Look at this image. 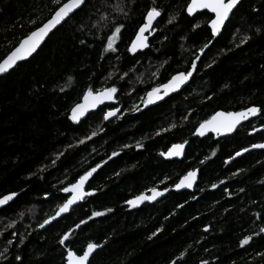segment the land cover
<instances>
[{"label": "trees", "instance_id": "obj_1", "mask_svg": "<svg viewBox=\"0 0 264 264\" xmlns=\"http://www.w3.org/2000/svg\"><path fill=\"white\" fill-rule=\"evenodd\" d=\"M189 2L86 0L34 57L0 78V198L17 194L0 210V252L8 248L0 264H66L68 249L82 254L88 243L99 247L90 264H264V150L229 163L264 143V0L242 1L185 89L147 108L141 100L152 86L191 70L213 39L212 15L189 17ZM153 6L162 10L156 33L148 50L133 54L128 48ZM55 7L52 0H0V61ZM116 23L124 25L117 51H105ZM111 86L119 89L118 106L70 119L89 87ZM112 107L120 112L105 120ZM250 107L260 117L233 136L194 137L217 112ZM185 142L183 160L161 156ZM93 168L92 195L41 230L68 198L61 189ZM195 170L194 192H171L156 204L127 203L152 188H173ZM65 233L69 240L61 245ZM246 236L252 239L241 246Z\"/></svg>", "mask_w": 264, "mask_h": 264}, {"label": "snow or ice", "instance_id": "obj_2", "mask_svg": "<svg viewBox=\"0 0 264 264\" xmlns=\"http://www.w3.org/2000/svg\"><path fill=\"white\" fill-rule=\"evenodd\" d=\"M53 4L56 6L54 9L51 18L43 24V26L38 27L36 30L32 31L25 39H23L19 45L7 55L2 61H0V74L8 72L12 69L18 61L24 60L27 57L31 56L37 48L40 46L41 42L48 36V34L57 27V25L65 22L72 14H74L77 10H82L83 6L86 4V0H52ZM240 0H190L187 4L186 11L189 15L196 13L199 10H208L212 14V17L209 18L208 26L211 29V35L216 37L222 30L225 22L229 19L230 14L239 4ZM155 4V0H153ZM117 9L123 12V8L117 5ZM126 15V13H125ZM162 15V10L156 6L151 7L145 15V22L139 27L135 39L131 42L128 51L131 53H136L138 50H142L149 47L148 44V35H151L154 31V21H156ZM175 17L169 19L168 23H172ZM107 16L101 15L100 21H106ZM98 21L97 23L99 24ZM96 27L97 25H93ZM197 24L195 27H199ZM124 25L122 23H116L112 25L111 34L106 37L107 45L105 51H117L115 47L116 41L120 38L122 29ZM259 31V29H257ZM148 33V35H146ZM82 43L84 41H81ZM244 41H242L243 43ZM208 45L205 44L203 48L200 49V52L203 53L204 48H207ZM199 59V56L196 57V60ZM196 60L192 62V70L187 72H178L175 75H172L170 79L166 83L156 84L152 86L149 90L145 92V96L141 98L142 103L145 106L156 103L157 101L163 100L165 96H168L170 93L175 92L181 88L182 85L185 84L186 81L192 76L193 71L196 68ZM166 63V61H165ZM134 70V69H130ZM128 73L125 72L121 79L127 76ZM153 76H157V73H153ZM119 89L116 86L105 87L99 91L94 90L89 87V89L85 92L83 96V103L76 104L71 109V117L73 121H79L81 117H83L89 109H94L98 105L104 104L105 101H113L115 99L116 94ZM136 110H139L137 108ZM261 110L257 107H250L245 111L241 112H217L210 119L205 120L203 123L199 125L196 129V133L200 136H203L206 132H215L218 135L223 133L232 132L236 126L242 121L247 119L249 116H254ZM120 112V109L117 107L110 108L105 114L104 119L108 120L110 117L116 116ZM175 127V125H172ZM159 134V133H157ZM95 135V133H93ZM83 143V141H81ZM187 143V142H185ZM185 143L173 144L171 148L168 149L167 152H162V156L166 157H178L182 155ZM139 147V145H138ZM254 148H264V144H256L253 145ZM244 151H248V149H244ZM116 155V153H113ZM237 156L241 155L240 152L236 153ZM96 171L93 168L91 171L85 172L83 175L76 180L75 183H71L68 187H64L61 190L64 193H70V197L66 199V201L59 206V210L56 212L55 216L50 217L49 219L44 220L42 224L39 225L40 228H43L45 225L49 224L51 220H55L62 213H67L72 205H74L77 201L83 200L86 195H92V192L85 191V184L92 176V174ZM197 173L196 171H189L187 175H185L178 184L175 185L176 188H191L193 185V181L196 179ZM216 187V185H213ZM152 195L147 196L141 194L137 196L134 200H129L127 203L129 205L135 206L146 200H155L156 197L162 195V192L157 191L156 188L150 189ZM16 193H11L9 195L3 196L0 198V205H6L9 201L13 200L16 196ZM109 211H111L109 209ZM103 213L94 212L93 216H100ZM85 223V221H81V224ZM9 225L8 227H11ZM78 224L76 227H79ZM261 232H264V228H261ZM11 236H15L16 233H10ZM70 233H65L63 237L60 239L59 243L64 245L69 240ZM155 235V233L153 234ZM252 239L251 236H246L240 243L241 246H244L249 243ZM12 239H8L7 243L9 245L13 244ZM23 241L21 240V243ZM98 247L95 243H88L86 249L82 251V254H78L72 249H68L67 251V264H89V257L92 255L94 250ZM8 252V248H5L3 252H0V258H5V254ZM184 253H181V257H183ZM264 255V253H261ZM20 256H16V260H20ZM172 264H176V261H173ZM201 264H208L207 261H201Z\"/></svg>", "mask_w": 264, "mask_h": 264}, {"label": "water", "instance_id": "obj_3", "mask_svg": "<svg viewBox=\"0 0 264 264\" xmlns=\"http://www.w3.org/2000/svg\"><path fill=\"white\" fill-rule=\"evenodd\" d=\"M242 1H243V0H240L239 4L236 6V8H235V9L233 10V12L230 14L229 19L225 22L224 26L222 27L221 32H220L216 37H213V39H212V41L210 42V44H208V47L204 49L203 53H200V54H199V59H198V60L195 59V60H196V68H195V70L193 71L192 76L188 79V81H186L185 84L182 85L181 88H180L179 90L170 93L168 96H165L163 100L157 101L156 103L151 104V105H158V104L164 102L166 99L170 98L171 96L180 93L183 89H185V88L191 83V81H192V79H193V77H194V75H195V73H196L197 67H198V65H199V63H200V61H201V59H202V57H203L205 51H206V50L211 46V44H212V43H213V42H214V41H215V40L221 35V33H222V31H223L225 25H226V24L228 23V21L231 19L233 13H234L235 10L238 8V6L242 3ZM84 6H85V5H84ZM84 6H83V7H84ZM78 11H80V10H77L74 14H72V15L70 16V18H71L73 15H75ZM186 12H187V11H186ZM203 12H208V13L211 14L212 16L214 15V14H212L211 12H209L208 10H199V11H197L196 13H194V14H192V15H189L188 13H187V15H188L189 17H194L195 15H197V14H199V13H203ZM70 18H68V19H67L65 22H63L62 24L57 25V27L54 28V29L48 34L47 37H45V39L41 42L40 46L37 48V50H36L31 56L27 57V58L24 59V60L18 61L17 64H16L12 69H10L8 72L0 74V78L7 76L10 72H12L13 70H15L20 64H22V63H24V62H27V61H29L32 57H34V56L39 52V50L42 48V46L46 43V41L51 37V35H52L55 31H57L62 25H64V24H65ZM159 19H160V17H159L156 21H154V27H155V25H156V23L158 22ZM42 26H43V25H42ZM209 28H210V27H209ZM210 30H211V29H210ZM155 33H156V31H154L151 35H148V33H146V35H148V44H149L150 39L154 37ZM24 39H25V38H24ZM148 49H149V47H148V48H145V49H142V50H138V51H137L136 53H134V54H137V53H140V52H145V51L148 50ZM191 70H192V67H191ZM82 103H83V102H82ZM106 105L118 106V105H119V102H118V100L116 99V96H115V99H114L113 101H105L104 104L98 105V106H97L96 108H94V109H89V110L86 112V114H85L83 117H81V118H86V117L89 116L90 114L95 113L96 111H98L99 109H101L102 107H104V106H106ZM151 105H148V106H151ZM148 106H145V105H144V108H147ZM144 108H143V109H144ZM257 108H258V107H257ZM242 111H245V110H242ZM219 112L229 113V112H226V111H219ZM239 112H241V111H239ZM117 115H118V114H117ZM117 115L114 116V117H110V119L117 117ZM214 115H215V114H214ZM214 115H213V116H214ZM260 115H261V112H258L256 115H254V116H249L247 119L242 120V121L236 126V128H235L232 132H230V133H223V134H219V135H218V134L215 133V132H211V131H209V132H206L203 136H200V135H198V134L195 132L194 137H195V138H198V139H205V138H207V137H209V136H213L215 140H220V139H223V138H228V137L233 136V135L238 131V129L241 128L243 125H245L247 122H249V121H251V120H253V119H256V118L260 117ZM81 118H80V119H81ZM188 144H189L188 142L185 143V146H184V149H183V152H182V155H181V156H178V157H166V156H162V155H161V156H162L165 160H167V161H174V160H176V161H181V160H183L184 157H185V153H186V149H187V147H188ZM262 144H264V143H262ZM247 149H248V151H244V150H242V151L240 152L241 155H239V156H237V155L235 154V155L233 156V158L229 161V163L232 162L233 160H236V159H238V158L243 157L244 155H246V154H248V153H250V152L264 150V148H254V147H250V148H247ZM95 169H96V171L92 174V176L89 178V180H88V181L86 182V184H85V191H86V192H90V191H88L87 187H88L89 182L92 180V178L94 177V175H95V174L97 173V171H98L97 168H95ZM195 171H196V173H197V176H196V179L193 181V185H192L191 188L184 187V188H179V189H178V188H176V187H173V188H170V189H167V190H163V191H160V192H162L163 194L160 195V196H158V197H156L155 200H146V201H143V202H141V203H139V204H137V205L140 206V205H144V204H156L158 201H160L161 199H163L164 197H166V196H167L169 193H171V192H176V193H181V192H194V191H195V188H196V186H197V184H198V181H199V170H195ZM186 175H187V174H186ZM182 178H183V177H182ZM182 178H181V179H182ZM179 182H180V181H179ZM179 182H178V183H179ZM63 194H64L65 196H67L68 198H69L70 195H71L70 193H64V192H63ZM90 196H91V195H86V196L84 197L83 200L77 201L74 205H72L71 208L69 209V211H68L67 213H62V214H61L59 217H57L55 220H51L49 224L45 225L43 228H40V229H41V230H45V229H47L48 227H50L52 224H54V223H56L57 221H59V220H61L62 218H64L65 216H68L74 208H76L77 206L81 205V204H82L83 202H85V200H86L87 198H89ZM147 196H151V195H147ZM12 201H13V200L9 201L8 204H6V205H0V210L3 209V208H5V207H7L8 205H10V204L12 203ZM58 210H59V209H58ZM58 210H57V211H58ZM55 214H56V213H55ZM55 214H54L53 216H55ZM51 217H52V216H51ZM48 219H49V218H48ZM98 249H99V247H97V248L94 250V252L92 253V255L89 257V264H90V262H91V259H92L93 255L96 253V251H97ZM66 264H67V263H66Z\"/></svg>", "mask_w": 264, "mask_h": 264}, {"label": "bare ground", "instance_id": "obj_4", "mask_svg": "<svg viewBox=\"0 0 264 264\" xmlns=\"http://www.w3.org/2000/svg\"><path fill=\"white\" fill-rule=\"evenodd\" d=\"M45 23H46V22H45ZM25 38H26V37H25ZM22 40H23V39H22ZM22 40H21V41H22ZM109 119H110V118H109ZM151 195H152V194H151Z\"/></svg>", "mask_w": 264, "mask_h": 264}, {"label": "rangeland", "instance_id": "obj_5", "mask_svg": "<svg viewBox=\"0 0 264 264\" xmlns=\"http://www.w3.org/2000/svg\"><path fill=\"white\" fill-rule=\"evenodd\" d=\"M155 28V27H154ZM132 206V205H131ZM136 206V205H135ZM135 206H132V207H135Z\"/></svg>", "mask_w": 264, "mask_h": 264}]
</instances>
